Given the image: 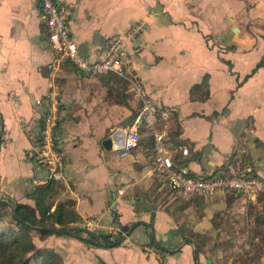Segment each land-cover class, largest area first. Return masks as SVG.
<instances>
[{
  "label": "crops",
  "instance_id": "1",
  "mask_svg": "<svg viewBox=\"0 0 264 264\" xmlns=\"http://www.w3.org/2000/svg\"><path fill=\"white\" fill-rule=\"evenodd\" d=\"M56 1L74 2L70 33L90 58L142 23L128 42L129 66L160 113L164 144L189 150L177 151L176 163L195 176L215 175L241 156L264 177V0ZM138 104L119 75L83 72L52 50L37 0H0L2 200L38 217L35 187L53 179L51 210L62 201L76 214L68 233L8 227L18 240L31 239L33 258L42 254L45 261L34 263L264 264V237L250 236L246 212L248 204L261 208L256 194L182 195L153 168L147 127L133 148L103 146ZM50 111V149L59 156L52 169L42 152ZM108 232L105 243L88 240Z\"/></svg>",
  "mask_w": 264,
  "mask_h": 264
},
{
  "label": "built area",
  "instance_id": "2",
  "mask_svg": "<svg viewBox=\"0 0 264 264\" xmlns=\"http://www.w3.org/2000/svg\"><path fill=\"white\" fill-rule=\"evenodd\" d=\"M40 20L46 25L48 42L52 50L61 58L71 62L77 69L93 74L114 73L127 82L132 95L138 100L136 111L127 122L124 130L123 147L133 148L140 139V129L147 127L151 130L150 146L152 150L153 168L164 178L171 187L182 195L211 196L218 189H237L250 194L264 192V177L259 178L244 166L241 156L227 171L218 174L192 175L187 166L176 163L174 154L178 151L183 155L189 153L186 146L168 148L164 144V128H157L159 111L150 101L144 91L139 75L130 68L128 42L135 38L138 31L144 28L142 23H134L123 36L109 39L102 48L100 55L90 58L80 54L77 44L69 29V16L74 2L56 0H37ZM55 115L52 111L44 120L43 134L48 144L42 148L47 163L54 168V161L59 159L57 153H52V126ZM47 150V151H46ZM52 157V158H51ZM120 191V189H119ZM114 227L109 229L110 233ZM154 253V249L152 251Z\"/></svg>",
  "mask_w": 264,
  "mask_h": 264
},
{
  "label": "trees",
  "instance_id": "3",
  "mask_svg": "<svg viewBox=\"0 0 264 264\" xmlns=\"http://www.w3.org/2000/svg\"><path fill=\"white\" fill-rule=\"evenodd\" d=\"M205 80V79H204ZM205 83V82H203ZM199 87L198 84L194 85L191 92ZM37 194L36 209L38 217L29 216V208L19 202L11 203L7 200L0 199V220L6 217L9 213V217L14 221L16 225H22L27 228H36L39 230H47L49 227H56L55 223L59 224L60 229H66L72 227L69 223L76 219V214L66 206L62 201H57L53 210L54 196L58 191L55 180L50 179L46 183L37 185L35 187ZM264 196L263 193L257 194L258 199ZM109 232L101 233L99 237L88 236V240L96 243H105L109 241ZM101 241V242H100ZM0 264H38L30 263L23 253V248L20 241L10 231V228L3 229L0 227Z\"/></svg>",
  "mask_w": 264,
  "mask_h": 264
},
{
  "label": "rangeland",
  "instance_id": "4",
  "mask_svg": "<svg viewBox=\"0 0 264 264\" xmlns=\"http://www.w3.org/2000/svg\"><path fill=\"white\" fill-rule=\"evenodd\" d=\"M0 171L3 172V164H1V163H0ZM258 193H261V192H258ZM258 193H256V195ZM258 201L261 203V208L260 209H259V207L251 205V204H248L247 209H246L247 216L252 222L251 223L252 227L250 228V236L254 237V238L258 237V236L264 237V196H262L260 199H258ZM8 215H9V213H7V215H6L7 217H4L2 220H0L1 221L0 222V227L3 228V229H7L8 227H11V228L14 227V226H12V223H14V221ZM25 228H27V227H25ZM14 229L17 230L16 227ZM30 229L34 230V228H31V227H30ZM37 234L38 233L36 231L32 232V236H31L32 240H34L33 238ZM234 234L236 235L235 232H234ZM19 240H20L21 245H22L23 248L25 247V245L27 247V250L25 251V254H26V256H29L27 258V260L28 261L30 260V263H34L35 261H41V262L45 261V260L42 259V257H40V255H42V254H37L36 256H34V258L32 257L33 254H34L33 253L34 250L32 248H35V246L33 245V243H31V239L29 237H27L26 234H23L21 237H19ZM230 244H231L230 241L229 242L225 241V242L222 243L223 246L230 245ZM252 252L254 253V251H252ZM30 254H32V255L30 256Z\"/></svg>",
  "mask_w": 264,
  "mask_h": 264
},
{
  "label": "water",
  "instance_id": "5",
  "mask_svg": "<svg viewBox=\"0 0 264 264\" xmlns=\"http://www.w3.org/2000/svg\"><path fill=\"white\" fill-rule=\"evenodd\" d=\"M127 121H128V117H125L120 122L119 126L114 128L113 130H111L109 135L102 140V144L105 148H111V146L114 145L115 148H117L119 151L122 149L125 150V148L123 147V141H124V130H123V128L126 126ZM0 198L1 199L5 198V196L3 195L2 192H0ZM47 229L52 230L54 232L68 233V232L74 230L75 228L72 227V228L60 229V228H56V227H49ZM81 229L87 231L88 233H90L94 236L97 235L96 232L90 231L87 228L81 227ZM130 229H131V227L126 229L125 232L122 234V236L118 240H122ZM195 255H197L196 252H195Z\"/></svg>",
  "mask_w": 264,
  "mask_h": 264
}]
</instances>
